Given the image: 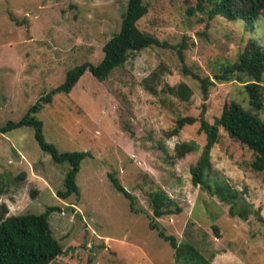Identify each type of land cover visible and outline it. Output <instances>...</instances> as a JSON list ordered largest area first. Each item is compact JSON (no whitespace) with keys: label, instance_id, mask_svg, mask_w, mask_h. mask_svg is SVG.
<instances>
[{"label":"rangeland","instance_id":"rangeland-1","mask_svg":"<svg viewBox=\"0 0 264 264\" xmlns=\"http://www.w3.org/2000/svg\"><path fill=\"white\" fill-rule=\"evenodd\" d=\"M146 14L137 28L159 45L130 53L102 81L87 72L67 94L56 93L35 118L47 143L59 152H88L75 176L77 194L61 200L66 164L40 151L31 128L0 134V217L39 215L46 207L52 236L62 254L50 264H184L147 228L150 194L163 191L179 212L154 218L166 235L192 245L210 264H264V174L250 170L252 152L218 129L206 183L236 191L245 220L231 217L215 194L192 185L204 135L198 121L171 134L178 117L211 123L223 105L250 110L238 80L218 83L215 63L237 59L252 39L264 49V18L247 30L239 21L211 20L194 11L199 0H142ZM126 0H0V125L17 121L41 96L59 86L81 63H98L101 48L118 31ZM183 45V46H182ZM183 47V48H182ZM213 82L204 102L197 80ZM246 81V79H243ZM179 83L191 91L183 102L168 91ZM192 142L197 149L177 157ZM112 174L133 197L128 201L107 179ZM22 178H19V176Z\"/></svg>","mask_w":264,"mask_h":264},{"label":"trees","instance_id":"trees-1","mask_svg":"<svg viewBox=\"0 0 264 264\" xmlns=\"http://www.w3.org/2000/svg\"><path fill=\"white\" fill-rule=\"evenodd\" d=\"M194 11L204 13L208 20L220 17L228 22L239 21L245 29L251 30L257 20L264 18V0H199L194 9L188 10V14ZM146 12L147 8L142 0H126L118 31L102 46V58L98 63L84 62L67 71L63 82L41 96L19 120H8L0 125L2 135L19 128H31L33 139L40 151L47 154L53 164L67 165L62 178V189L55 192V196L61 200L77 194L75 176L80 162L90 157V154L88 152H59L52 144L44 140L42 123L35 118L34 114L44 105L49 104L54 94L69 93L85 72L97 81L105 80L114 69L125 63L130 53L139 52L150 46H158L159 43L154 37L137 28V22ZM215 70L216 72L212 74L215 82L222 83L235 79L244 83L243 90L250 110L262 109L263 101L259 84L264 76V49L255 40L250 39L246 43L235 61L216 62ZM190 75L197 80L201 100L204 102L208 95V88L213 82L208 77H199L193 73ZM168 91L183 102L188 101L191 96L190 89L183 83L168 87ZM201 107L198 119L178 117L171 134L176 135L184 126L198 121V132L204 135V144L195 165L190 169V181L192 185L215 194L222 203L228 205L229 216L245 220L247 211L237 206L239 199L236 191L226 184L218 183H215L211 189V186L206 183V173L211 170L210 151L218 142V129L221 128L230 138L252 152L250 170L264 174V121L252 112L243 109L237 102L229 101L223 105L219 115L209 123L203 117L205 107L203 103ZM196 149L197 147L192 142L182 143L176 147L175 154L177 157H182ZM107 179L114 190L128 201L129 209L133 211L132 195L112 174L108 173ZM149 201L152 217L147 228L154 231L156 236L172 249L174 259L184 264H210L192 245L184 242L177 243L173 236L166 235L154 220V218L179 212L180 209L176 206L173 211L170 209V206L174 204L169 197L159 190L150 194ZM0 210L3 215L6 214L4 204L0 205ZM55 210V207H46L39 215L19 214L0 217V264H50L60 256L61 246L52 236L48 224V217Z\"/></svg>","mask_w":264,"mask_h":264}]
</instances>
